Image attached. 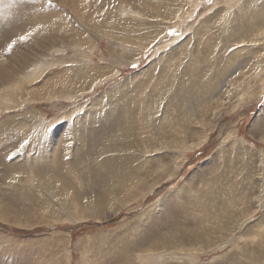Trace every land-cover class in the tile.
Returning <instances> with one entry per match:
<instances>
[{
	"label": "rangeland",
	"instance_id": "rangeland-1",
	"mask_svg": "<svg viewBox=\"0 0 264 264\" xmlns=\"http://www.w3.org/2000/svg\"><path fill=\"white\" fill-rule=\"evenodd\" d=\"M10 10L0 264H264V0Z\"/></svg>",
	"mask_w": 264,
	"mask_h": 264
},
{
	"label": "bare ground",
	"instance_id": "bare-ground-1",
	"mask_svg": "<svg viewBox=\"0 0 264 264\" xmlns=\"http://www.w3.org/2000/svg\"><path fill=\"white\" fill-rule=\"evenodd\" d=\"M15 3V2H14ZM6 5V4H5ZM8 5V4H7ZM5 12V11H4ZM14 14V11L13 10H10V13H9V15H10V18H11V21L9 22L8 21V19H6V17H5V14H3V16H4V18L3 17H1V15H0V30H2V32H4L5 31V24H14L15 22H17V21H19L18 20V17L17 18H13V17H11V15H13ZM14 17H16L15 15H13ZM259 63V62H258ZM257 63V64H258ZM199 67V66H198ZM197 67V68H198ZM216 76V75H215ZM218 76V75H217ZM214 77V76H213ZM212 79H214V78H212ZM6 80V79H5ZM5 80H4V83H5ZM218 79L216 78L213 82H216ZM7 81V80H6ZM2 82V81H1ZM8 82V81H7ZM4 83H2V84H4ZM210 83V82H209ZM6 84V83H5ZM0 85H1V83H0ZM212 85V84H211ZM2 86V85H1ZM87 86V85H86ZM211 88V87H210ZM210 88H209V90H210ZM208 89V88H207ZM206 89V90H207ZM205 90V91H206ZM208 90V91H209ZM21 92V91H20ZM34 92V91H33ZM13 95L14 96H16V94H15V92L13 93ZM18 96V95H17ZM123 101V100H122Z\"/></svg>",
	"mask_w": 264,
	"mask_h": 264
},
{
	"label": "snow or ice",
	"instance_id": "snow-or-ice-1",
	"mask_svg": "<svg viewBox=\"0 0 264 264\" xmlns=\"http://www.w3.org/2000/svg\"><path fill=\"white\" fill-rule=\"evenodd\" d=\"M20 39H21V40H24V39H26V37H20ZM14 44H15V41H13L12 43H10V44L8 45V51H9V52H10L11 49L13 48Z\"/></svg>",
	"mask_w": 264,
	"mask_h": 264
}]
</instances>
